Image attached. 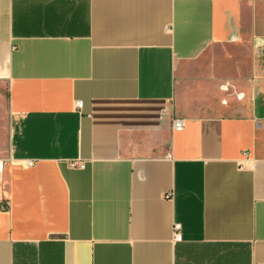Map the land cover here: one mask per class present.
Segmentation results:
<instances>
[{
	"label": "crops",
	"instance_id": "0c3cea01",
	"mask_svg": "<svg viewBox=\"0 0 264 264\" xmlns=\"http://www.w3.org/2000/svg\"><path fill=\"white\" fill-rule=\"evenodd\" d=\"M0 264H264V0H0Z\"/></svg>",
	"mask_w": 264,
	"mask_h": 264
},
{
	"label": "built area",
	"instance_id": "2783aa9c",
	"mask_svg": "<svg viewBox=\"0 0 264 264\" xmlns=\"http://www.w3.org/2000/svg\"><path fill=\"white\" fill-rule=\"evenodd\" d=\"M75 107H76L77 110H80L81 107H82L81 102H77L75 104ZM183 127H184L183 120H181V119H175V120H173V122H172V128H173V130H175V131H181V130H183ZM32 165H33V162L32 161H27L25 163V166L26 167H30ZM70 166L73 167V168H80V169L83 168V164H80L78 162H72L70 164ZM173 239L176 242L181 241L180 226L178 224H175L173 226Z\"/></svg>",
	"mask_w": 264,
	"mask_h": 264
},
{
	"label": "rangeland",
	"instance_id": "374dc122",
	"mask_svg": "<svg viewBox=\"0 0 264 264\" xmlns=\"http://www.w3.org/2000/svg\"><path fill=\"white\" fill-rule=\"evenodd\" d=\"M245 63H247L246 59H245Z\"/></svg>",
	"mask_w": 264,
	"mask_h": 264
}]
</instances>
